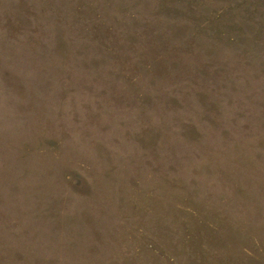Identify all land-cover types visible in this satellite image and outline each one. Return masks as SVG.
Instances as JSON below:
<instances>
[{"label":"rangeland","instance_id":"rangeland-1","mask_svg":"<svg viewBox=\"0 0 264 264\" xmlns=\"http://www.w3.org/2000/svg\"><path fill=\"white\" fill-rule=\"evenodd\" d=\"M0 264H264V0H0Z\"/></svg>","mask_w":264,"mask_h":264}]
</instances>
